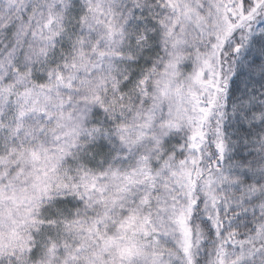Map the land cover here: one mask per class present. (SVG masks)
Segmentation results:
<instances>
[{
  "label": "snow or ice",
  "instance_id": "obj_1",
  "mask_svg": "<svg viewBox=\"0 0 264 264\" xmlns=\"http://www.w3.org/2000/svg\"><path fill=\"white\" fill-rule=\"evenodd\" d=\"M0 264H264V0H0Z\"/></svg>",
  "mask_w": 264,
  "mask_h": 264
}]
</instances>
